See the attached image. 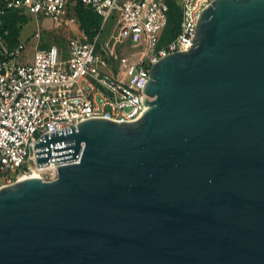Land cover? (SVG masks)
<instances>
[{
    "label": "water",
    "instance_id": "obj_1",
    "mask_svg": "<svg viewBox=\"0 0 264 264\" xmlns=\"http://www.w3.org/2000/svg\"><path fill=\"white\" fill-rule=\"evenodd\" d=\"M197 20L139 119L44 134L57 177L0 187V264H264V0Z\"/></svg>",
    "mask_w": 264,
    "mask_h": 264
},
{
    "label": "built area",
    "instance_id": "obj_2",
    "mask_svg": "<svg viewBox=\"0 0 264 264\" xmlns=\"http://www.w3.org/2000/svg\"><path fill=\"white\" fill-rule=\"evenodd\" d=\"M212 1L182 0L178 30L166 39L169 0H0V187L29 176L57 177L63 162L55 154L39 165L36 144L44 134L95 117L139 119L149 106L142 98L152 65L192 42L197 17ZM78 4L101 16L93 36L80 28ZM10 10L37 22L49 18L57 27L78 24L80 34L63 50L45 41L47 26L38 22L32 37L13 44L4 25ZM125 44L134 50L120 53Z\"/></svg>",
    "mask_w": 264,
    "mask_h": 264
},
{
    "label": "trees",
    "instance_id": "obj_3",
    "mask_svg": "<svg viewBox=\"0 0 264 264\" xmlns=\"http://www.w3.org/2000/svg\"><path fill=\"white\" fill-rule=\"evenodd\" d=\"M170 3V20L165 30V38L168 39L172 36L173 32H176L180 22L179 4L176 0H169ZM77 14L80 22V27L90 36L96 31V28L100 26L101 16L96 12L86 9L82 4L77 5ZM32 19V15L24 11L10 10L4 16V25L9 29V39L11 43L17 44L21 38V30ZM164 38V39H165ZM47 44V42H45Z\"/></svg>",
    "mask_w": 264,
    "mask_h": 264
},
{
    "label": "rangeland",
    "instance_id": "obj_4",
    "mask_svg": "<svg viewBox=\"0 0 264 264\" xmlns=\"http://www.w3.org/2000/svg\"><path fill=\"white\" fill-rule=\"evenodd\" d=\"M179 4V11L181 10V5H182V0H176ZM38 22L39 25L44 27L47 26L45 29V41H56L57 43H59L60 47L63 50L67 49V44H68V40L69 38L75 36L76 34H80V28L78 26V24L68 27V26H59L57 27L53 21H51L49 18H45V17H38ZM37 18L36 17H32V19L28 20V22L26 24H24L22 30H21V38L25 39L28 37H32L35 29L37 28ZM112 33L113 30L109 27L107 29V33L105 35L106 39H109L112 37ZM34 47L32 44H30L27 47V53L29 55V57L32 56ZM118 50L120 53L122 54H128V52L130 50H134V48L131 47V49L127 50V45H122V46H118ZM0 181H2V179H0Z\"/></svg>",
    "mask_w": 264,
    "mask_h": 264
}]
</instances>
